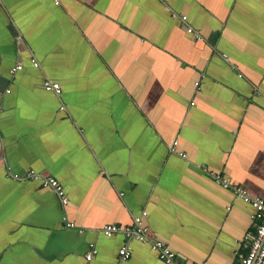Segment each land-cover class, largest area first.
<instances>
[{
	"label": "crops",
	"instance_id": "crops-1",
	"mask_svg": "<svg viewBox=\"0 0 264 264\" xmlns=\"http://www.w3.org/2000/svg\"><path fill=\"white\" fill-rule=\"evenodd\" d=\"M57 1L0 0V264H113L127 240L103 225L138 218L189 263L237 264L255 209L200 168L264 197V0ZM129 243L126 264H167Z\"/></svg>",
	"mask_w": 264,
	"mask_h": 264
},
{
	"label": "built area",
	"instance_id": "built-area-1",
	"mask_svg": "<svg viewBox=\"0 0 264 264\" xmlns=\"http://www.w3.org/2000/svg\"><path fill=\"white\" fill-rule=\"evenodd\" d=\"M56 2H58L56 0ZM180 17L183 20L187 19V16L182 12H179ZM189 33H194L192 27L188 28ZM224 57H228L227 52H223ZM35 66H39V61L33 59ZM233 66H236V62H232ZM25 67L23 60H18L16 64L10 69V73L15 75L17 72ZM46 90H52L57 93L61 92V84L50 79H46L43 83ZM254 93L258 94L261 99H264V92L259 87L253 88ZM177 142L169 145L171 150H175ZM186 157V154H183ZM201 171L209 174L216 183L221 184L226 188H230L232 192L243 198L248 202L256 212V227L255 230L248 236V242L245 250L237 257V264H264V197L252 196L248 189L220 173L219 171L210 168L208 165H202ZM25 179L28 182L39 180L44 187L54 188L59 194L63 202L69 201V196L63 186V184L53 175L42 174L35 168H30L26 171ZM69 225L76 226L74 221H70ZM102 232L106 236H112L115 234H122L127 240L120 248L118 252L117 260L113 264H126L133 252L132 245L129 243L131 240H141L149 242L153 250L157 251L160 258L167 264H193L189 263L186 259L180 257L173 248L159 237H150L149 228L143 225L141 219H136L131 224L120 225L116 223H107L102 227ZM98 252V247L95 241L90 243V250L87 253V258L91 259Z\"/></svg>",
	"mask_w": 264,
	"mask_h": 264
}]
</instances>
